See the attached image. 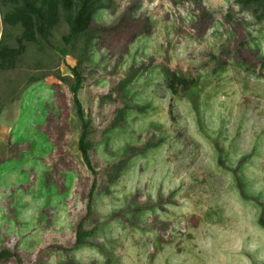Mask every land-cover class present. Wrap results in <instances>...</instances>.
Wrapping results in <instances>:
<instances>
[{"label":"rangeland","instance_id":"rangeland-1","mask_svg":"<svg viewBox=\"0 0 264 264\" xmlns=\"http://www.w3.org/2000/svg\"><path fill=\"white\" fill-rule=\"evenodd\" d=\"M104 2L108 7L92 26L105 28L93 38V56L79 65L83 81L77 95L90 125L91 167L78 147L81 122L71 91L70 67L81 56L83 39L73 48L64 44L68 27L62 20L44 49L26 42L16 65L0 68V249H16L21 256L0 264H123L129 241L138 249L137 264L149 247L158 253L175 244L177 252L184 251L181 244L193 239L191 233L172 227L179 217L162 221L156 211L175 217L165 205L177 204L176 192L167 198L158 193L156 201L151 195L142 201L146 193L139 188L119 195L137 165L140 173L146 171L139 161H159L165 144L177 151L182 143L192 164L201 148L197 140L205 142V151L209 143L214 150L218 172L193 176L196 215L184 218L185 227L210 234L231 226L224 209L201 195H214L221 183L235 189L233 200H254L251 212L258 209L264 220V202L249 194L251 184L264 181V18L257 17L262 7L255 10L256 4L240 0ZM144 25L148 31L139 34ZM20 32V26L2 21L0 6V43L16 46ZM167 72L187 84L172 91ZM32 75L44 77L32 81ZM128 76L133 77L123 83ZM50 84L57 113L45 126ZM122 107L124 119H117ZM165 116L171 128L160 123ZM9 198L16 208L6 218L3 203ZM81 219L93 233L86 245L71 249ZM154 258L155 253L149 256V264Z\"/></svg>","mask_w":264,"mask_h":264},{"label":"clouds","instance_id":"clouds-1","mask_svg":"<svg viewBox=\"0 0 264 264\" xmlns=\"http://www.w3.org/2000/svg\"><path fill=\"white\" fill-rule=\"evenodd\" d=\"M191 115L194 116L195 113ZM160 123L164 124L165 128L172 126L167 116ZM180 127L187 128L186 125H180ZM185 134L191 136L190 128H187ZM197 143L201 144V148L196 164H192L191 157L183 152L182 143L177 142V151L169 149V145L165 144L160 151L161 159L159 161L151 158L147 161L140 160L139 163L147 164L146 171L140 173L139 165H137L133 169V179L128 182L125 192L119 193L123 198L126 193L135 194L139 188L146 193L141 197L142 201H146L148 195L156 201L158 193L167 198L172 192H176L173 200L177 204L165 205L169 213H175V217L161 213L159 209L156 210L157 215L162 221L179 217V222L172 227L185 234L191 233L193 236L191 241L185 240V243L181 244L184 251L177 252L175 244L165 246L163 251L158 253L154 247H149L146 253L141 254L139 264H149V256L153 253L155 258L151 264H165L166 260L168 264H264V226L259 223V210L257 209L255 215L251 212L252 206L256 203L254 200L244 201L239 197L233 200L230 193L235 189L227 183L218 185L214 195L208 191L202 192L201 195L224 209L222 214L231 218V226L210 234L185 227L187 220L184 218L196 215L197 197L193 196L190 190L195 183L193 176L198 172H211L214 175L218 172L214 162V150L211 149L210 143L209 151H205L204 141L197 140ZM188 151L192 149L189 148ZM236 158L239 159V156L237 155ZM219 171L222 172V170ZM145 185H148L147 189ZM249 194L259 197L261 202H264V181L251 184ZM148 235L154 237L155 233H148ZM126 248L127 255L123 264H137L138 249L133 247L130 241L126 244ZM94 255L97 259L104 260L99 252H95Z\"/></svg>","mask_w":264,"mask_h":264},{"label":"trees","instance_id":"trees-1","mask_svg":"<svg viewBox=\"0 0 264 264\" xmlns=\"http://www.w3.org/2000/svg\"><path fill=\"white\" fill-rule=\"evenodd\" d=\"M242 3H254L256 4L255 10L262 7V12L257 15L258 18H264V0H240ZM0 6L2 11V21L9 26H20L21 32L17 37V45L11 46L7 42L0 43V68H12L16 65V61L19 56L25 50L26 42H33L38 45L40 49H44V41H48L49 37L53 33V29L60 21L64 20L67 24L68 30L62 35L64 44L75 47L76 42L81 38L84 41L81 56L77 60L76 64L70 67L71 74L75 81L71 84V91L73 93V100L76 105V114L81 122V131L78 138V147L81 151L82 157L85 163L91 167L89 148L92 146L91 141L88 139L90 133L89 120L85 117L84 109L78 98L77 92L81 88L83 76L79 70L80 63L86 58L93 56L92 46L93 38L100 37L101 31L105 27L94 28L92 22L96 14L101 9L107 8L108 5L104 0H0ZM148 31V26L144 25L139 34ZM61 52L67 54V48L62 47ZM90 51V53H88ZM168 77V86L172 91L176 90L178 84L185 86L187 80L176 73H165ZM44 76L32 75L29 80L37 81L43 79ZM59 79H66L65 75L57 74ZM133 76H128L123 80V83L130 81ZM50 87L52 92L51 104L48 107V113L45 120V126H47L50 116H56L57 105L54 103L55 88L54 85H46ZM126 109L124 107L119 109L120 117L117 119H124ZM112 121L113 126L116 124V120ZM45 132L47 133L48 130ZM48 134V133H47ZM18 143V142H16ZM124 161H122L123 164ZM2 163V162H0ZM122 164L115 165L118 170L116 175L122 169ZM114 175L112 178H115ZM94 183L89 193V200L87 203L88 211H91V201ZM4 208H7L6 218L13 217L16 206L9 198V200L3 203ZM13 210V211H12ZM86 217V215H85ZM262 223L264 220L260 219ZM106 226L107 224L104 223ZM108 227V226H107ZM92 229L83 228V219L77 223L76 235L74 244L71 249H80L87 244L85 238L91 236ZM10 259L21 261V256L16 249L3 247L0 249V263H4Z\"/></svg>","mask_w":264,"mask_h":264}]
</instances>
